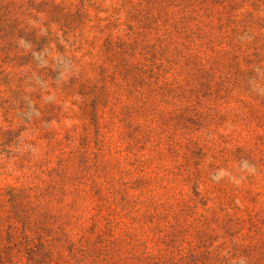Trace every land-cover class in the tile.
Returning <instances> with one entry per match:
<instances>
[{
    "label": "rangeland",
    "instance_id": "374dc122",
    "mask_svg": "<svg viewBox=\"0 0 264 264\" xmlns=\"http://www.w3.org/2000/svg\"><path fill=\"white\" fill-rule=\"evenodd\" d=\"M0 264H264V0H0Z\"/></svg>",
    "mask_w": 264,
    "mask_h": 264
}]
</instances>
